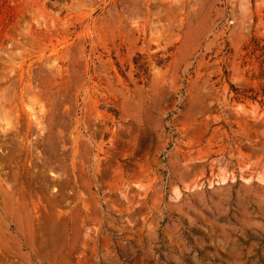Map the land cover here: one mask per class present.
Masks as SVG:
<instances>
[{"label":"rangeland","instance_id":"obj_1","mask_svg":"<svg viewBox=\"0 0 264 264\" xmlns=\"http://www.w3.org/2000/svg\"><path fill=\"white\" fill-rule=\"evenodd\" d=\"M0 264H264V0H0Z\"/></svg>","mask_w":264,"mask_h":264}]
</instances>
